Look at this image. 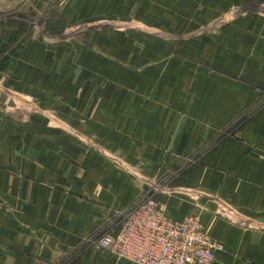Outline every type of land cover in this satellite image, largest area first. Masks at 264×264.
Instances as JSON below:
<instances>
[{
  "label": "crops",
  "instance_id": "0c3cea01",
  "mask_svg": "<svg viewBox=\"0 0 264 264\" xmlns=\"http://www.w3.org/2000/svg\"><path fill=\"white\" fill-rule=\"evenodd\" d=\"M200 1L175 0L173 41L102 37L76 53L42 44L28 69L16 64L28 80L12 87L37 106L0 101V264H135L96 249L99 230L245 112L157 200L224 243L213 264H264V0H202L205 18L246 8L202 34L206 23L181 19Z\"/></svg>",
  "mask_w": 264,
  "mask_h": 264
},
{
  "label": "rangeland",
  "instance_id": "374dc122",
  "mask_svg": "<svg viewBox=\"0 0 264 264\" xmlns=\"http://www.w3.org/2000/svg\"><path fill=\"white\" fill-rule=\"evenodd\" d=\"M175 3V0H0L1 105L14 107L15 102L19 101L37 106L36 99L32 97L27 99L20 95L23 92L12 87L15 80L27 82L28 77L22 76L18 79L14 69L17 67L16 64L19 67L20 62L22 69L29 68L28 54L35 51V47L44 44L52 47L54 52L68 49L76 53L79 47L82 50L99 47L97 41L102 37L109 39L119 36L133 38L158 36L173 41L175 36L180 37L173 26L176 17L178 22L180 20V11L179 8L175 11ZM206 7L208 4H204L202 0L194 3L192 11L189 8L184 9L183 4L182 23L196 22V20L197 23H206L198 30L202 34L218 29L223 21L227 22L246 12L245 7L235 4L229 10L219 11L215 17L205 18L204 14L197 11L206 13ZM246 7L251 6L246 5ZM57 57L56 54L54 61ZM262 105L264 98L259 102V106ZM7 115H12L19 123H23L25 117L19 112H7ZM246 115V112L243 113L235 123L215 132L214 136L195 154L184 156L180 164L155 175L150 182L151 188L139 197L128 211L148 198L157 199L159 191L172 190L176 180L183 174V168L199 162L203 154L209 152L210 146L233 133L234 128ZM106 226L99 230L98 235L95 234L97 238L108 231L109 228Z\"/></svg>",
  "mask_w": 264,
  "mask_h": 264
},
{
  "label": "built area",
  "instance_id": "2783aa9c",
  "mask_svg": "<svg viewBox=\"0 0 264 264\" xmlns=\"http://www.w3.org/2000/svg\"><path fill=\"white\" fill-rule=\"evenodd\" d=\"M94 246L135 264H213L225 248L198 216L172 218L154 198L130 209Z\"/></svg>",
  "mask_w": 264,
  "mask_h": 264
}]
</instances>
